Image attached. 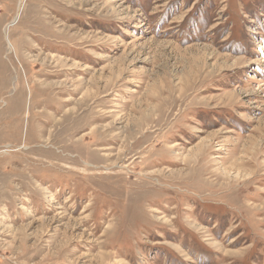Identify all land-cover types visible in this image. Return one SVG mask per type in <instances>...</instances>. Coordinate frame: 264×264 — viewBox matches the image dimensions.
I'll use <instances>...</instances> for the list:
<instances>
[{
  "label": "rangeland",
  "instance_id": "obj_1",
  "mask_svg": "<svg viewBox=\"0 0 264 264\" xmlns=\"http://www.w3.org/2000/svg\"><path fill=\"white\" fill-rule=\"evenodd\" d=\"M0 264H264V0H0Z\"/></svg>",
  "mask_w": 264,
  "mask_h": 264
},
{
  "label": "bare ground",
  "instance_id": "obj_2",
  "mask_svg": "<svg viewBox=\"0 0 264 264\" xmlns=\"http://www.w3.org/2000/svg\"><path fill=\"white\" fill-rule=\"evenodd\" d=\"M21 13L20 14H18V15H20L21 16V14L24 12V7L22 6V5H20V10H19ZM20 16L19 17H17L18 19H16V21L15 22H13V23H10V24H7L6 26H5V35H6V37H7V40H8V45L11 47L10 49H12V51H13V46L15 47V45H13L12 43H11V41H10V39H9V32H11V29L10 28H12L13 26H15V24H17V23H19V18H20ZM15 49V51H16V47L14 48ZM8 107V106H7ZM31 118V117H30ZM27 147V146H26ZM146 148V147H145ZM36 159H38V158H36ZM88 163V162H87ZM90 164V163H89ZM113 178V177H112Z\"/></svg>",
  "mask_w": 264,
  "mask_h": 264
}]
</instances>
